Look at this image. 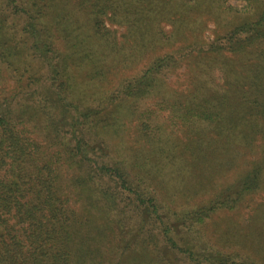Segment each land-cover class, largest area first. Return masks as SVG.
<instances>
[{
    "label": "trees",
    "instance_id": "16d2710c",
    "mask_svg": "<svg viewBox=\"0 0 264 264\" xmlns=\"http://www.w3.org/2000/svg\"><path fill=\"white\" fill-rule=\"evenodd\" d=\"M0 264H264V0H0Z\"/></svg>",
    "mask_w": 264,
    "mask_h": 264
}]
</instances>
